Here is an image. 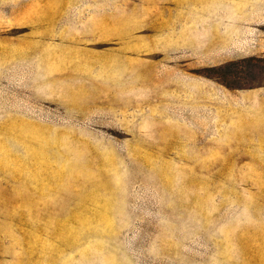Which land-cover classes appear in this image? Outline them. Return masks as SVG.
Masks as SVG:
<instances>
[{"label":"rangeland","instance_id":"374dc122","mask_svg":"<svg viewBox=\"0 0 264 264\" xmlns=\"http://www.w3.org/2000/svg\"><path fill=\"white\" fill-rule=\"evenodd\" d=\"M0 264H264V0H0Z\"/></svg>","mask_w":264,"mask_h":264}]
</instances>
